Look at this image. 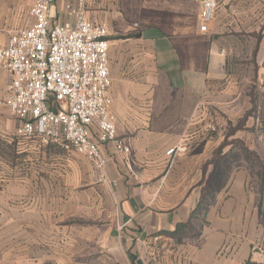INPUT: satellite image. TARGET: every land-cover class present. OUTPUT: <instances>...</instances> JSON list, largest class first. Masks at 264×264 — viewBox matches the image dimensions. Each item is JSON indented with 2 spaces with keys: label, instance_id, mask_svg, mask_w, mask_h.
<instances>
[{
  "label": "crops",
  "instance_id": "obj_1",
  "mask_svg": "<svg viewBox=\"0 0 264 264\" xmlns=\"http://www.w3.org/2000/svg\"><path fill=\"white\" fill-rule=\"evenodd\" d=\"M33 1L0 0V47L32 25ZM63 2L54 1L55 20ZM201 3L84 0L86 16L107 27L110 111L130 148L100 144L104 179L72 148L16 136L0 70V264H264V116L255 133L243 131L253 115L223 133L251 107L249 95L237 99L244 85L232 61L255 69L264 96V0H217L205 31ZM232 140L254 164L232 166ZM205 186L212 201L200 233L166 235Z\"/></svg>",
  "mask_w": 264,
  "mask_h": 264
},
{
  "label": "built area",
  "instance_id": "obj_2",
  "mask_svg": "<svg viewBox=\"0 0 264 264\" xmlns=\"http://www.w3.org/2000/svg\"><path fill=\"white\" fill-rule=\"evenodd\" d=\"M54 1L34 0L32 25L13 32L0 47V70L8 78L4 103L21 123L17 137L72 148L91 160L104 179L108 158L100 144L130 150L117 137L110 111L107 27L86 16L84 0L76 5L64 0L63 19L55 20ZM216 7L217 0H202V31ZM182 150L179 144L165 153Z\"/></svg>",
  "mask_w": 264,
  "mask_h": 264
},
{
  "label": "rangeland",
  "instance_id": "obj_3",
  "mask_svg": "<svg viewBox=\"0 0 264 264\" xmlns=\"http://www.w3.org/2000/svg\"><path fill=\"white\" fill-rule=\"evenodd\" d=\"M243 60H236V61H232L230 63V67H229V70L234 74V79L236 80V82L238 84H243L244 85V90L242 92H239L237 94V99L239 100H242L243 99V96L244 95H249L251 94L252 95H255V93H257V96H258V102H260V108L257 109V111L254 112V119H252L251 117L248 118V123H249V126H247V128H252V131L251 130H243L245 132H248V133H255L256 131V122H257V117H261L263 118L264 116V113H263V107H264V96L262 94V96L260 95V93L258 92L257 88H256V85H257V79H256V76H255V69L251 72L250 70H247L245 68V63L242 62ZM256 117V118H255ZM254 122V124H251V122ZM231 122V121H230ZM229 124L227 123L226 126H225V129L223 131V133H226L229 132V129L232 127L230 124L233 122H231ZM236 122V120H235ZM254 139L256 140V137L255 135L253 136ZM232 144L230 145L234 150L235 152H239V154H235V155H232L231 157V161L230 163L233 165H236V164H239L241 163L242 161H244V159L248 160V163L250 164H254V157L252 156H249L248 154L246 153H240V150H241V141L240 140H232ZM262 165H264V161L263 162H260ZM259 165V174H264V169H263V166L262 165ZM223 174H224V167H223Z\"/></svg>",
  "mask_w": 264,
  "mask_h": 264
},
{
  "label": "trees",
  "instance_id": "obj_4",
  "mask_svg": "<svg viewBox=\"0 0 264 264\" xmlns=\"http://www.w3.org/2000/svg\"><path fill=\"white\" fill-rule=\"evenodd\" d=\"M250 104L251 107L245 111L243 117L239 119L237 124L229 130L228 135L233 134L236 130L245 128L244 122L246 118L248 116L254 115V112L257 110V105H258L257 93H255V95L252 96L250 94ZM225 144H227L226 141L222 142L220 147L224 146ZM241 147L245 151H247V148L244 145H241ZM212 162H215V158L212 160ZM205 187L206 188L202 189V195L199 199L197 206L192 210L188 219L186 221L178 222L172 231L165 232L166 235L174 238L176 241H179L183 237L196 236L200 233L202 225L205 224L206 222L205 221L206 210L212 201L211 197L205 194V190L207 192L209 191L208 186Z\"/></svg>",
  "mask_w": 264,
  "mask_h": 264
}]
</instances>
